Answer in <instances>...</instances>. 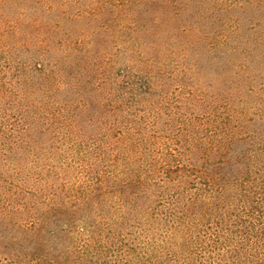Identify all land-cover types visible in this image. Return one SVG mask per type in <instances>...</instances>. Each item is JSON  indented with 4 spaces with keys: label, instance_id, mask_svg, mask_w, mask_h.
Instances as JSON below:
<instances>
[{
    "label": "trees",
    "instance_id": "obj_1",
    "mask_svg": "<svg viewBox=\"0 0 264 264\" xmlns=\"http://www.w3.org/2000/svg\"><path fill=\"white\" fill-rule=\"evenodd\" d=\"M191 1L199 22L182 28V61L174 58L168 42L154 48L156 28L139 22L141 7L121 11L126 26L133 22L127 28L133 49L119 54L116 76L102 101L106 109L114 95L116 111L111 120H83V128L71 120V134L62 132L59 140L52 135L62 123L49 111L48 96L32 97L26 87L39 88L31 81L36 74L43 80L40 88L49 87V60L12 59L21 68L17 82L9 62L0 75V100L19 86L18 99L26 102L13 108L15 119L0 108L2 247L17 251L25 245L15 255L29 254L42 264L55 257L57 248L68 250L71 263L78 264L82 246L83 264L109 263L114 246L118 255L112 264H264V136L250 138L238 121L248 106L237 105L254 81L264 83V49H258L264 43V0ZM234 10L247 18L245 34ZM218 51L224 55L219 80L227 72L228 83L185 85L177 79L215 73L212 60ZM165 73L171 83L163 80ZM170 84L175 104L167 108ZM205 87L209 98L202 94ZM223 88H228L225 96ZM221 103L227 105L225 115L217 112ZM162 109L167 119L180 120L176 138L158 135ZM193 130L197 135L189 136ZM42 135L48 145L43 150L38 143ZM54 139L59 152L48 156ZM17 187L23 201L16 205ZM21 209L28 221H11V214Z\"/></svg>",
    "mask_w": 264,
    "mask_h": 264
},
{
    "label": "rangeland",
    "instance_id": "obj_2",
    "mask_svg": "<svg viewBox=\"0 0 264 264\" xmlns=\"http://www.w3.org/2000/svg\"><path fill=\"white\" fill-rule=\"evenodd\" d=\"M133 7H141L143 13L142 19L139 22L152 23V26L155 25L156 36L158 34L157 27H160L161 37L157 40L155 36L154 48L157 49L161 41L168 42L170 48L174 50V55L172 53L174 58L182 61L183 57L178 56V51L185 39L182 28L199 22L195 15L197 6L194 1L0 0V75L4 74L7 66L10 65L9 62H11L9 72L12 79L17 82V75L21 68L19 69L13 60L24 59L29 56H35V58L45 61L49 60L52 71L49 87L47 88L46 85L42 86V89L40 88L41 85L39 83L42 84L43 80L41 77L37 79V74L31 81L38 82L39 88H35L34 85H27L26 87L32 97L42 98L44 94V100H47L48 96V100L51 102L49 111L53 113L54 120L58 122L57 124H59V121L62 123L61 127H57V130H59L56 133L57 135H52L54 138L59 140L62 137V132L68 135L71 134V124H69L71 120H79L80 127L82 126L83 128V120L112 119L111 114H114L116 111L114 95H112L113 97L110 96L112 98L110 102L106 101L107 110L103 108L102 101L105 93L107 95L109 91L108 82L116 76V65L119 54H122L123 51L130 53L133 49L132 36H129L131 30L127 29L131 27L129 24H133V22L126 26L127 19L123 15L121 17V11L126 13ZM260 11L264 13V1L260 2ZM233 13L242 22V25L239 26L240 32L244 34L248 32L247 18L239 11L234 10ZM157 14H160V16ZM227 31L228 29L226 28L224 33ZM25 41L30 42L31 45L29 47L24 46L23 43ZM258 49H264V43L259 44ZM220 51H218L219 54L212 60L217 64L215 73L213 71H211V75L208 73L198 75L196 73L186 78L181 75L177 79L181 80L185 85L197 80L205 81L207 84L211 83L212 86H217L219 81L222 80H227L226 83H228V79L231 78L228 77L227 72L221 75V79L219 80L218 66L222 61L221 57L224 56L223 52ZM152 56H155V51L152 52ZM175 59L171 60V64L175 62ZM187 73L190 74V70H187ZM167 75L168 73H165L162 76L163 80L166 83H171L173 79H168ZM211 77L215 78L213 82ZM14 84L16 85L17 83ZM258 84L259 80L253 82L251 92L242 91L237 103L239 106L242 103L248 106L243 108L246 111L245 117L240 120V116L238 121L244 122L249 130L250 138L253 140H255V136L257 138L264 136V83ZM102 86H104V90ZM16 87L18 91L23 89V87ZM172 89L173 84H170L166 93L167 108L168 106L172 108V104L174 103L172 98L174 94L172 95L171 93ZM223 89L225 91H221V93L225 96L228 88ZM18 91L11 89L10 92L7 91L2 95L3 98L0 100V108L10 113L14 119L18 118V114L12 113L15 112L13 108L19 102L21 104L26 102V100L22 99L20 101V98L18 99ZM202 94L209 98L210 88L205 87ZM243 109L239 107V110ZM43 110L44 108L39 109L38 112L42 113ZM194 110L198 112L205 109L194 108ZM164 111L166 109H162L159 115V129H162V131L158 135L176 138L179 135L177 126L180 120H176L173 117L167 119V116L163 115L166 114ZM226 111L227 105L223 107V103H221L217 112H222L220 114L225 115ZM229 112L231 113V111ZM105 114L107 115L105 116ZM188 135H197V132L193 130ZM183 137L184 135L180 133V138L182 139ZM43 142H47V140L42 135L38 139L42 150L43 147L48 146L47 143L45 145ZM50 144L47 154H51L48 156H52L53 152H59L58 149L61 146L58 141L55 142V139ZM53 147H57L55 148L56 150ZM56 182L54 180V184ZM51 188L53 189V184ZM17 192L18 196L14 195L12 198V202L16 205L17 202L23 201L18 187ZM21 219L26 221L29 219L24 209L11 214V221ZM14 230L12 228L13 232ZM12 231L7 229V234H10ZM2 246V240L0 239V264H42L40 260L33 259L29 254L26 257L19 254H17L18 256L15 255L19 248L25 250V245H23V248L16 246L18 248L16 249L17 251ZM58 249L56 255H54L55 257L48 256V260H45L44 264H72L70 252L66 250L64 253H60ZM38 251H40V256H45L44 251ZM111 253V257H109L111 261L106 264H112L115 255H118L116 246L112 248ZM107 258L108 256L103 255L101 260L106 261ZM77 260L78 264H83V246L80 248Z\"/></svg>",
    "mask_w": 264,
    "mask_h": 264
}]
</instances>
